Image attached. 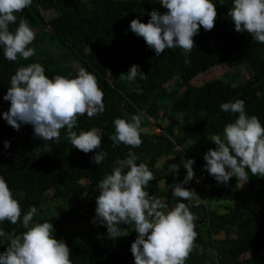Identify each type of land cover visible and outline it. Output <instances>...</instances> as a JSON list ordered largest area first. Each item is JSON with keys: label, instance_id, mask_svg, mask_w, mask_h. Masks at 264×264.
I'll return each mask as SVG.
<instances>
[{"label": "trees", "instance_id": "obj_1", "mask_svg": "<svg viewBox=\"0 0 264 264\" xmlns=\"http://www.w3.org/2000/svg\"><path fill=\"white\" fill-rule=\"evenodd\" d=\"M222 2L213 0L218 12L215 26L210 31L200 27L193 37L195 45L190 53L185 54L177 47L166 49L160 56L130 29L133 19L147 23L153 10L161 14L166 12L160 0H33L30 7L16 13L17 24L10 25L11 30H15L20 18L27 19L32 29L47 27L49 31L41 34L37 45L50 38L62 51L60 61L39 62L46 75L50 79L55 75L75 78L74 68L68 64L75 60L81 69L96 76L104 92L105 104L103 114L92 118L87 114L80 116L73 129L78 134L93 127L100 130L101 148L89 153L71 145L66 138V128L61 129L58 142L36 138L30 124H22L17 131L3 118V113L10 108V102L3 97L16 70L37 61L20 57L17 61H8L0 46V175L20 202L22 215L35 206L38 214L32 223L50 222L58 230L90 221L96 216V200L75 201L72 208L60 210L56 215H49V205L85 195L110 174L113 167L120 166L129 151L139 156L138 164L146 163L154 174L146 191L164 199L170 210L178 202L171 186L182 182L187 174L184 166L179 167L178 172L174 171L171 161L181 159L186 152L184 144L188 142L192 143V149L205 154L216 147L209 137L222 136L226 124L234 122L238 116L222 111V103L243 99L246 113L256 115L264 125V44L247 32L235 31L234 22L227 15L233 0ZM44 12L55 13V16L47 20ZM60 28L78 35L79 42L74 44ZM133 65H138L147 79L137 77L134 82L121 79V74L129 72ZM220 65L231 69L247 67L250 76L237 85V73L199 87L191 85L197 76ZM175 78H179L183 91L171 97L166 86ZM140 113L149 119H159L163 115L168 118L169 125L166 128L160 126L159 134L143 131L139 148L124 144L113 146L109 137L115 133L114 120L131 121L133 115ZM149 119H143V128L151 124ZM5 141L10 142V148H5ZM158 148L164 151L148 156ZM98 151L108 153L100 165L92 162ZM194 160L195 177L185 185L186 188L193 189L206 201L237 203L241 199L238 186L243 181L236 177L219 184L208 174L203 185L199 184V168L206 161L202 158ZM247 171L249 180L242 187L249 191L264 189V177L252 175L250 169ZM184 202L197 217L195 231L198 233L195 247L185 264H205L208 260L206 247L216 254L219 264H264V208L246 210L236 204L226 207L225 213H219L208 209L202 200L191 205L189 201ZM121 228L123 236L116 239L109 238L106 225L101 228L107 237L105 240H87V231L65 230L66 233L54 235L70 248L73 264H127L135 261L131 244L138 234L134 225H121ZM0 229L6 233L0 237V253L9 246L7 234L15 231L19 235L26 231L22 223L13 225L8 221L0 222ZM248 254L250 256L246 258Z\"/></svg>", "mask_w": 264, "mask_h": 264}, {"label": "clouds", "instance_id": "obj_2", "mask_svg": "<svg viewBox=\"0 0 264 264\" xmlns=\"http://www.w3.org/2000/svg\"><path fill=\"white\" fill-rule=\"evenodd\" d=\"M32 2L0 0V46L8 61H17L18 57L28 60L35 55L36 49L28 47L36 36L29 21L20 18L15 30L10 28L17 24L16 13L30 7ZM160 3L166 12L161 14L153 10L147 23L139 19L130 23L131 31L142 37L157 56L166 49L177 47L185 54L190 53L195 45L193 37L200 27L210 31L215 26L218 12L213 0H160ZM227 15L234 22L235 31L247 32L264 44V0H233ZM137 77L147 79L138 65L120 76L133 82ZM3 99L10 102L3 118L17 131L22 124H30L36 138L58 142L61 129L66 128V138L78 150L89 153L101 148L98 128L79 134L73 130L77 127L78 117L87 114L92 118L105 111L104 92L96 76L86 69H80L75 78L55 75L50 79L39 62L21 66L11 76L10 87ZM220 108L238 116L234 122L226 124L222 136L209 137L216 147L204 155L205 170L219 184L229 182L232 177L247 183V169L254 176L264 177V125L256 115L246 113L243 99L222 103ZM142 123V115H133L131 121L116 118L115 133L109 137L113 146L124 144L139 148L144 131ZM4 146L7 149L11 144L5 141ZM107 155V152L98 151L92 162L100 165ZM138 160L139 156L129 151L127 159L113 167L111 173L97 184L100 194L96 198V216L92 222L106 225L110 239L123 236L121 225H134L138 234L131 244L135 264H185L198 235L195 231L197 217L184 202L193 198L194 191L185 185L195 177V160H182L187 174L182 182L171 186L178 202L170 210L167 204L146 191L154 174L146 163L138 164ZM173 166L178 172L179 166ZM37 214V207L32 206L22 215L20 202L0 175V222L22 223L26 229L19 235L15 231L7 234L9 246L0 253V264H73L66 242L55 238L53 223H32ZM5 235L0 229V237Z\"/></svg>", "mask_w": 264, "mask_h": 264}, {"label": "rangeland", "instance_id": "obj_3", "mask_svg": "<svg viewBox=\"0 0 264 264\" xmlns=\"http://www.w3.org/2000/svg\"><path fill=\"white\" fill-rule=\"evenodd\" d=\"M44 16L47 18V20H51L55 16V13L54 14L51 13L49 15L48 12H44ZM33 30L36 33L35 42L30 44L28 47L35 48L36 52L34 56L30 57V59L33 62L34 61L47 62V61H51L52 59L56 61H60L59 56L62 53V51L59 48L58 44L53 42L50 38H48L46 42L37 45L39 43L41 34L47 33L49 31V28L39 27ZM60 32L66 34L67 38L72 40L74 44H77L80 40V37L78 35H72L71 32L66 28H60ZM68 64H70L74 68V71L77 75L81 67L76 63L75 60L69 61ZM233 73L239 74V76L237 77L235 81L236 85L243 81H246L250 76V72L247 67H242L240 69H231L226 65H220V66L213 67L205 71L204 73L200 74L199 76H197L195 79L192 80L191 85L194 87H199L211 80L220 79V78H223L227 74L231 75ZM166 88L168 92L170 93L171 97H174L175 95H178L179 93H182L183 91L179 78L173 79V81L170 82L166 86ZM140 115H142V118L144 120L149 119V117L145 115L144 113H140ZM149 121L152 125L151 126L149 125V128L144 129V132L148 134H159L161 132L159 128L160 126L166 128L169 125L168 118H165L163 115H161L159 119L151 118L149 119ZM180 132L181 130L178 129V133ZM184 146H185L186 152L181 157V159H179L178 161L176 159L175 162H173L174 164L181 167L183 166L182 160L194 159V158L204 159L205 153H202L200 150H196L195 148L192 149V143L190 142L185 143ZM162 150L163 149L158 148V150L156 149L153 153L149 154L148 156H153L154 154H156L157 152H161ZM205 165L206 163H204V165L200 167L199 170L201 174H205V176H207L208 178L209 173L205 170ZM243 183L244 181L241 182L238 186L241 191V199L237 203L230 202V201H226V202L206 201L204 198L198 196L197 192H195L192 189V191H194L192 194L193 198L189 201V205H191L195 201L202 200V202H204V204L208 207V209L217 210L219 213H225L226 207H232L236 204H238L241 208L246 209V210L254 208V207L264 208V189H262L261 191H258V190L249 191L248 189H246V187H242ZM99 194H100V191L96 186L90 189L85 195H81V196L78 195L75 198H70L69 200H66L63 202H57L52 205H49L48 213L49 215H56L58 214L60 210H68L72 208L73 203L75 201H95L96 198L99 196ZM161 201L163 203H166L164 199H161ZM176 203L177 202L174 203V206ZM92 221L93 219H91L90 221L77 222L73 225L67 226L64 229L67 231H73V230L87 231L89 234L88 235L89 238L86 237L87 240H96V239L105 240L107 237L104 236L101 232V228L104 225H100L98 223L94 224ZM54 230H55L54 233H66L67 232L65 230H58L55 228ZM205 255L208 257V260L205 264H219V259L217 258L216 254L210 248L206 247ZM249 256L250 254L246 255L245 257L248 258ZM127 264H135V261L128 262Z\"/></svg>", "mask_w": 264, "mask_h": 264}, {"label": "built area", "instance_id": "obj_4", "mask_svg": "<svg viewBox=\"0 0 264 264\" xmlns=\"http://www.w3.org/2000/svg\"><path fill=\"white\" fill-rule=\"evenodd\" d=\"M206 179H207V176H205V174H201L200 170H199V172H198V182H199V184L203 185V183H204V181Z\"/></svg>", "mask_w": 264, "mask_h": 264}, {"label": "crops", "instance_id": "obj_5", "mask_svg": "<svg viewBox=\"0 0 264 264\" xmlns=\"http://www.w3.org/2000/svg\"><path fill=\"white\" fill-rule=\"evenodd\" d=\"M152 124H150V126H151ZM145 128H149V126L148 127H145ZM145 128H143V129H145Z\"/></svg>", "mask_w": 264, "mask_h": 264}, {"label": "water", "instance_id": "obj_6", "mask_svg": "<svg viewBox=\"0 0 264 264\" xmlns=\"http://www.w3.org/2000/svg\"><path fill=\"white\" fill-rule=\"evenodd\" d=\"M175 160H176V159L172 160L171 163H172V162H175Z\"/></svg>", "mask_w": 264, "mask_h": 264}]
</instances>
